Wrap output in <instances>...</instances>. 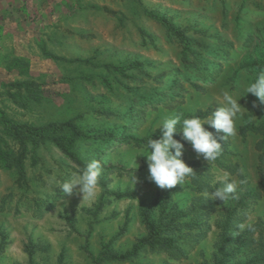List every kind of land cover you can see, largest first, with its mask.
I'll list each match as a JSON object with an SVG mask.
<instances>
[{
  "label": "rangeland",
  "instance_id": "obj_1",
  "mask_svg": "<svg viewBox=\"0 0 264 264\" xmlns=\"http://www.w3.org/2000/svg\"><path fill=\"white\" fill-rule=\"evenodd\" d=\"M262 70L264 0H0V264H212L218 226L238 199L206 194L227 171L186 141L182 159L205 174L204 192L190 177L161 189L149 179L146 155H137L136 171L131 162L144 152L143 138L160 136L166 117L212 113L224 90L245 94L237 134L227 140L230 160L259 197L237 208V222L264 219L260 136L241 135L264 123V105L254 108L256 98L245 93ZM65 121L83 134L56 129ZM23 151L18 183L12 160ZM93 160L103 165L97 197L82 201L78 187L60 193L59 182ZM142 209L180 216L176 258L149 246L127 260L112 257L145 234ZM191 220L199 228H186ZM207 227L203 238L193 235Z\"/></svg>",
  "mask_w": 264,
  "mask_h": 264
},
{
  "label": "clouds",
  "instance_id": "obj_2",
  "mask_svg": "<svg viewBox=\"0 0 264 264\" xmlns=\"http://www.w3.org/2000/svg\"><path fill=\"white\" fill-rule=\"evenodd\" d=\"M245 93L251 94L256 99L252 106L264 105V70L259 71L254 79H251L245 87ZM219 101L220 107L215 109L209 118L202 119L198 116L184 117L182 113L172 114L161 122L158 139H149L143 153L137 152L131 162V166L138 167L137 155H146L149 179L161 189H172L177 184L183 185L187 178L195 172L182 159L184 142L191 144L194 151L208 162L216 161L222 154V146L213 132L205 128L209 124L217 133H222L221 140L234 138L237 134L236 121L244 116L246 109L239 102L244 95H234L228 90L222 91ZM179 125V127H178ZM182 134V139L176 138V133ZM103 165L99 160H93L81 169L73 171L68 178L59 182V190L64 196H71L74 189L82 194V201H93L99 193V177L102 174ZM134 171V173H135ZM137 177L133 175V182ZM55 182L53 177L50 180ZM215 187L206 198L218 199L223 203L239 199L236 181L231 180L230 174L224 172L216 180ZM239 227L243 229L244 224Z\"/></svg>",
  "mask_w": 264,
  "mask_h": 264
},
{
  "label": "trees",
  "instance_id": "obj_3",
  "mask_svg": "<svg viewBox=\"0 0 264 264\" xmlns=\"http://www.w3.org/2000/svg\"><path fill=\"white\" fill-rule=\"evenodd\" d=\"M208 76H203L206 78ZM208 115H211V110L206 111H198L197 113L191 115L198 116L200 118H205ZM51 124V123H50ZM48 124V125H50ZM57 126V123L55 124ZM59 126L56 129H62L64 127H68L69 131L74 132L75 135L83 134L80 130H78L74 124L70 121L61 122L58 124ZM205 128L212 131L214 136L219 140L222 146V154L220 157L214 161L213 163L225 171L236 174L239 179V184L244 188V193H239V199L233 204L231 207H228L225 210V214L223 216V222L218 226L219 233L217 236V242L215 245V252L212 256L211 263L212 264H264V219L259 218L251 225L240 229L239 223L237 220L239 214L237 213L238 207L245 205L247 199H256L259 197V192H255L248 184L247 178L245 174L240 171L239 166L230 160V157L233 156V151L229 148L228 140H221L220 137L222 133H217L212 128H207V124ZM247 133H255L260 136V139L257 141L255 147L258 151L257 156V166L256 172L258 177V184L261 190L264 191V123L259 125L249 124L242 128L241 135L245 138ZM149 137H145L143 144H147V141L151 139ZM158 139V133L155 134L154 139ZM177 139H180L179 136H176ZM138 139L139 143L142 141ZM188 143V142H187ZM190 144V143H189ZM191 145V144H190ZM63 151H66V148L60 146ZM24 155V151L19 154V156L15 157L12 162V166L17 170V182H23L24 180V166L22 164V158ZM195 164H199V161H195ZM195 173L190 176V182L192 185H196L194 190L198 192H204L207 190V184L204 183L201 179V172L194 171ZM164 199H171L172 193L166 195L165 193H160ZM166 195V196H165ZM188 213H195L196 209L187 208ZM141 216L143 219V224L145 228V234L140 237L133 245V248L130 252L115 255L113 254V258L117 260H127L130 257L137 254L138 250L143 246H149L151 250L161 249L162 251H168L171 253L173 257L176 258L174 253H181L182 250L180 248V244L178 239L174 237L172 234L175 233V227L178 225L175 221L180 218L177 213L172 214L168 219L167 214H160L158 217H153L150 209H142ZM195 220H191L185 224V227L188 229H196L199 226L194 222ZM210 230V227L203 228L198 232H193V235H197V238H203L206 233ZM196 238V239H197Z\"/></svg>",
  "mask_w": 264,
  "mask_h": 264
}]
</instances>
